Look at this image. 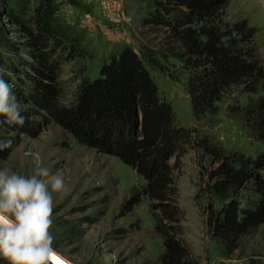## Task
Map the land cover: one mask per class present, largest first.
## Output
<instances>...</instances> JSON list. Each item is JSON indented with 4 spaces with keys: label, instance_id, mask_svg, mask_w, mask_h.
Here are the masks:
<instances>
[{
    "label": "trees",
    "instance_id": "1",
    "mask_svg": "<svg viewBox=\"0 0 264 264\" xmlns=\"http://www.w3.org/2000/svg\"><path fill=\"white\" fill-rule=\"evenodd\" d=\"M61 1L84 7L83 0H0L36 61L23 70L25 63L17 61L21 45L0 33V76L25 118L21 126L0 116V140H12L11 148L0 151V161L55 123L82 146L116 157L145 179L125 208L148 197L164 242L160 263L192 264L181 236L176 173L195 145L211 161L207 191L221 203L220 209H211L210 230L223 254L232 257L243 239L264 224V150L254 158L227 151L210 136L194 142V130L179 124L151 71L167 74L163 60L179 63L198 121L217 116L219 104L235 89L254 96L244 106L229 107V113L264 146V60L256 29L247 20H226L229 0H150L152 10L143 24L163 29L158 46L121 48L102 63L99 77L83 74L67 102L63 63L92 55L82 38L58 20ZM0 264L8 262L0 258Z\"/></svg>",
    "mask_w": 264,
    "mask_h": 264
},
{
    "label": "rangeland",
    "instance_id": "2",
    "mask_svg": "<svg viewBox=\"0 0 264 264\" xmlns=\"http://www.w3.org/2000/svg\"><path fill=\"white\" fill-rule=\"evenodd\" d=\"M13 2L14 0H10ZM83 8L60 2L58 20L82 38L91 58L64 62L61 69L64 99L73 100L83 74L99 77L102 63L125 46L137 51L156 47L163 29L145 27L143 22L152 10L150 0H83ZM226 20H247L257 31L255 43L264 60V0H229ZM0 33L21 45L18 60L29 71L36 64L32 51L24 43L20 27L10 19L0 4ZM2 54L6 52L1 51ZM168 73L152 70L162 96L172 105L182 127L194 130V142L210 136L227 151L242 152L256 158L264 146L250 137L242 124L233 119L229 107L246 105L255 98L233 90L219 104V114L198 121L186 89L187 75L173 59ZM176 158L172 159L175 164ZM61 174L64 188L53 195L51 233L54 247L73 264H161L164 242L156 230L152 202L146 196L131 209L125 205L146 185L143 177L119 159L97 153L79 144L55 123L37 138L24 139L0 169L8 168L22 175H32L37 166ZM211 161L195 145L181 159L177 171L178 204L182 211V240L192 264H264V224L243 239L232 256L223 254L213 237L209 216L221 203L207 191ZM73 180V181H72ZM80 181V182H79Z\"/></svg>",
    "mask_w": 264,
    "mask_h": 264
},
{
    "label": "clouds",
    "instance_id": "3",
    "mask_svg": "<svg viewBox=\"0 0 264 264\" xmlns=\"http://www.w3.org/2000/svg\"><path fill=\"white\" fill-rule=\"evenodd\" d=\"M0 116L9 124L23 126L21 106L7 81L0 76ZM12 140H0V151ZM64 188L61 174L39 165L28 176L0 169V258L8 264H73L54 247L53 195Z\"/></svg>",
    "mask_w": 264,
    "mask_h": 264
},
{
    "label": "bare ground",
    "instance_id": "4",
    "mask_svg": "<svg viewBox=\"0 0 264 264\" xmlns=\"http://www.w3.org/2000/svg\"><path fill=\"white\" fill-rule=\"evenodd\" d=\"M73 181V180H72ZM80 182V181H79Z\"/></svg>",
    "mask_w": 264,
    "mask_h": 264
}]
</instances>
